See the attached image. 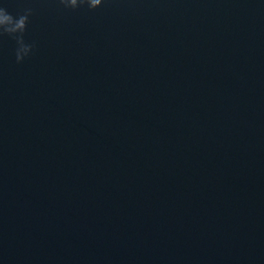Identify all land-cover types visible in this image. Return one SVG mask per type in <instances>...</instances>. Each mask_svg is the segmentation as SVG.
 <instances>
[{"label":"water","instance_id":"water-1","mask_svg":"<svg viewBox=\"0 0 264 264\" xmlns=\"http://www.w3.org/2000/svg\"><path fill=\"white\" fill-rule=\"evenodd\" d=\"M0 6V264H264V0Z\"/></svg>","mask_w":264,"mask_h":264},{"label":"clouds","instance_id":"clouds-1","mask_svg":"<svg viewBox=\"0 0 264 264\" xmlns=\"http://www.w3.org/2000/svg\"><path fill=\"white\" fill-rule=\"evenodd\" d=\"M73 3H75V0H73ZM82 3H83V0H82ZM30 14H31V10L28 9V10H25L24 14L19 15L18 17H14L11 13L7 11L6 8L0 6V35L7 34V35L14 36L15 38H22L23 33L26 30V26L28 23V17ZM9 24L15 25V28H10ZM17 29L19 30L18 36H16Z\"/></svg>","mask_w":264,"mask_h":264}]
</instances>
